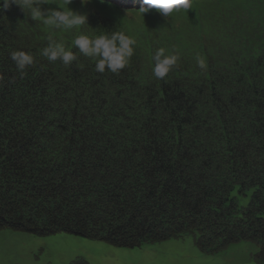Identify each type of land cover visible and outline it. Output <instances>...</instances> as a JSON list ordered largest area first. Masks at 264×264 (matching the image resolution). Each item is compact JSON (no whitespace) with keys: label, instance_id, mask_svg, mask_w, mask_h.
Wrapping results in <instances>:
<instances>
[{"label":"trees","instance_id":"obj_1","mask_svg":"<svg viewBox=\"0 0 264 264\" xmlns=\"http://www.w3.org/2000/svg\"><path fill=\"white\" fill-rule=\"evenodd\" d=\"M207 1L222 6L214 30L199 14L186 33L143 32L118 73L72 44L119 31L106 15L78 11L79 31H46L0 8V230L129 249L194 232L210 254L252 241L264 263V5L237 0L239 17L232 0ZM49 35L77 55L69 66L40 55ZM160 47L180 57L163 79ZM14 50L35 57L24 75Z\"/></svg>","mask_w":264,"mask_h":264},{"label":"rangeland","instance_id":"obj_2","mask_svg":"<svg viewBox=\"0 0 264 264\" xmlns=\"http://www.w3.org/2000/svg\"><path fill=\"white\" fill-rule=\"evenodd\" d=\"M128 1L80 0L78 3L72 0L69 7L75 11L90 10L106 15L108 23L111 21L119 31L136 40L143 32L158 33L174 29L186 33L191 16L199 18L200 15L201 22L207 24L204 29L210 32L216 28L214 19L222 14V6L218 2L191 0V9H181L169 18L163 17L155 9L146 13L143 18L135 15L142 6V0H134L132 6L127 4ZM232 3L233 8L238 9L240 17L244 12L237 6V0H232ZM254 5L262 6L264 0H256ZM56 7L57 0H49V4L42 5L45 11ZM230 19H234L233 14H230ZM248 196L239 199L241 206L247 204ZM196 239V234L191 232L178 238L144 243L138 248L129 249L65 232L37 236L1 229L0 264H76V260H82L85 264H261L256 258L258 247L252 241L233 242L210 254L197 247Z\"/></svg>","mask_w":264,"mask_h":264},{"label":"clouds","instance_id":"obj_3","mask_svg":"<svg viewBox=\"0 0 264 264\" xmlns=\"http://www.w3.org/2000/svg\"><path fill=\"white\" fill-rule=\"evenodd\" d=\"M72 0H57L58 7L43 10L42 5L49 4V0H0V8H8L11 4L18 5L27 13L33 21H39L45 26L46 31L60 29L63 32H69L73 29L80 30L82 25L87 23V14H82L69 7ZM146 5V7L144 6ZM191 0H142V6L135 13L138 17H143L151 10L155 9L160 15L169 18L181 9H191ZM136 39L123 31H115L110 36L105 34L96 35L92 33L80 34L76 36L72 44L78 49L84 57L95 61V70L99 73L105 72L107 68L113 73H118L129 64L130 58L134 54ZM40 55L47 58L49 62H55L58 59L64 66L77 59V55L66 46V42L56 39L49 35L48 44L44 47ZM10 58L21 75L25 74L26 68L33 66L36 62L31 51L14 50L10 52ZM179 54L174 53L164 47L158 48L153 56L154 64L153 74L158 79H163L173 70L179 60ZM197 66L201 70H207L208 64L206 58L200 55L196 56ZM2 79V77H0Z\"/></svg>","mask_w":264,"mask_h":264}]
</instances>
